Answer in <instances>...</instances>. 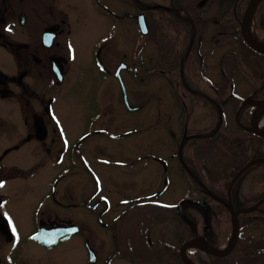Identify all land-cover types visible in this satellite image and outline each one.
Here are the masks:
<instances>
[{
  "label": "flooded vegetation",
  "instance_id": "flooded-vegetation-1",
  "mask_svg": "<svg viewBox=\"0 0 264 264\" xmlns=\"http://www.w3.org/2000/svg\"><path fill=\"white\" fill-rule=\"evenodd\" d=\"M146 1L149 2L148 5L143 0H0V184L3 185L0 187V264H28V241L47 252L71 244V264H113L117 258L126 257L134 264H158L159 260L161 264H180V260L181 264H186L182 247L190 240L201 238L214 249L220 250L213 244L214 239L208 236L210 229L207 227V224L218 223L219 217L214 215L205 196L218 199L227 208L232 203L234 209L239 210L236 203L237 192L247 191V199L250 198V193H264V137L246 129L252 126L257 103L263 100L264 96L257 95L259 91L255 90L250 96L240 98L232 117L237 127L235 129L229 125V117L224 111L231 96L222 100L219 89H215L218 93L214 94V90L204 89L197 83L202 79L214 78H209L208 61L217 56L215 52L221 45V37L228 40L235 37V23L240 24L244 53L236 54L232 50L234 43L231 45L229 41L227 46L231 48L219 60H229L237 66V59L252 60L258 55H264L244 40L242 19L250 0L246 6V0L242 2L240 12L238 3L241 0H234L233 6L226 2L232 0H212L216 5L210 4V10L207 7L208 1L211 0ZM215 8L224 10L220 19H206V15ZM141 14L145 15L147 34L140 30ZM255 14L259 15L262 27V36L256 40L264 44V0L258 5ZM220 21H232L234 26L229 30L225 27L221 29ZM125 22L128 23L126 33L123 28ZM188 24L192 27H188ZM82 25L85 30L79 34L77 27ZM9 27L11 31L8 30ZM140 33L148 40L149 47H152L146 65L140 63V49L144 44L139 43ZM174 39L177 40L176 49L174 46L168 50L164 48ZM114 42L115 46L112 47ZM208 42L211 47L207 46ZM129 44L132 47L131 53L122 52L121 46ZM72 45L81 47L82 51L86 49L88 56L85 57L87 61L75 64L77 78L84 68L90 70L87 80L89 87L90 82L98 77L93 83L96 86L95 105L93 109L85 111V124L88 128L77 138L71 136V108L67 110L68 106L63 105V110L59 109V101L63 97L62 93L60 95V88L71 75ZM247 47L258 55L250 53ZM171 53L174 55L171 56ZM53 60L60 61L64 75L61 84L56 81ZM89 62L94 69L87 68ZM183 64L184 78L181 72ZM119 67L122 68V81L117 75ZM228 76L232 78L231 74ZM156 77L164 79L170 87L175 84V93L182 90L178 106L179 115L175 120L181 137L174 154H171V142L165 141L164 147L158 143L162 138L167 139L166 134L170 135L168 140L175 137V130L166 116L168 111L164 107H161L164 108L163 111L159 110V118L156 117V111L151 109L152 115L146 122L149 135L137 136L140 113L145 104L139 103L138 96H134L130 90L129 82L131 84L134 81L149 80V90L154 92L152 83ZM107 79L112 80L116 86L112 96H103L99 90L101 82ZM187 91L193 95L192 103H188L190 97ZM244 103L238 120L237 113ZM200 109H205L204 113L201 112V117L196 114ZM220 110L223 113L221 125ZM117 113L121 117L125 114L128 116H125L126 118H133L131 130L124 132L123 136L116 135L119 140L130 138L132 141L129 148L130 162L122 164L134 178L141 174L146 175L148 184L144 188H141L143 184L132 189L129 196L121 195L122 198L117 202L119 211L111 217L109 215L114 200L107 196L104 190L99 168L104 165L103 154L100 152L101 147L95 149V153L92 144L98 135L103 134L102 129L115 126V121L109 116ZM163 116L166 118L164 123L161 122ZM196 123H199V126ZM221 128L222 135H219ZM134 135L136 137H133ZM194 135L198 137H191L183 150L187 169L180 160L179 146L185 136ZM219 141L236 146L239 152L236 159L227 161L232 163L223 164L221 168L218 167L216 173L213 172V175L217 174L219 178L215 189H222L221 193L227 194L226 197L223 194L222 198L217 196L219 192L195 177L199 166L212 172L208 170L206 162L199 158L202 154L201 147L207 145L206 148L210 147L207 152L218 155L216 148ZM191 144L195 147L190 148L189 156L188 147ZM172 160L177 162L176 169L180 174L186 176V181H183V193L186 194L176 197V202L170 204L167 200H162L161 196L169 195L170 192ZM78 167L86 173L89 185L80 187L61 184L65 177L70 179L71 171L79 169ZM226 172L231 175L227 187L222 184V177L219 176V173L226 175ZM28 177L38 179L37 183L26 185L27 193L31 195L25 200L29 214L21 221L32 220L35 230L25 233L16 227L17 222L7 206L13 197H18L23 192L19 190V185H12L11 182H24L23 178ZM49 177L51 178L48 179ZM192 177L195 178L194 181ZM135 182H132V185ZM179 187H182L181 180ZM75 189L81 194L78 201L71 196ZM188 189L198 192L200 198H188ZM188 199H195L199 205L206 204L210 208L211 221L201 223V233L195 231L199 221L189 213L188 206L193 203L185 201ZM16 201L20 205L24 198L18 197ZM182 202L181 210L191 220L193 227L179 213ZM263 203L264 197L257 204ZM55 207L58 212H55ZM76 210L86 215L84 223L80 221L81 217L76 218ZM263 212L264 210H261V213ZM154 214L160 216L158 220L161 223L174 217L185 225L183 230L177 226L179 232L176 231L174 235L176 242L173 238H168L162 230L154 237ZM256 218L264 220L262 215ZM241 220L239 215L240 224ZM72 225L79 226V232L52 249L32 238L40 227ZM95 226L107 232L95 236L92 233ZM134 226L138 227L136 233L133 232ZM186 228L191 231L190 237L183 236ZM252 241L249 239L248 243H245V264H264V234L259 239L258 246ZM196 244L185 249V256L192 264H212L201 261L204 254H211L205 251L202 244ZM91 253L94 261H91ZM172 254L174 258L171 257ZM56 259L66 261L65 256Z\"/></svg>",
  "mask_w": 264,
  "mask_h": 264
},
{
  "label": "rangeland",
  "instance_id": "rangeland-1",
  "mask_svg": "<svg viewBox=\"0 0 264 264\" xmlns=\"http://www.w3.org/2000/svg\"><path fill=\"white\" fill-rule=\"evenodd\" d=\"M244 0H241L238 5V12H240V5L242 4ZM145 4L148 5V1L143 0ZM247 3V2H246ZM216 5V2L208 1V9L209 5ZM246 6V4H245ZM214 8V6L212 7ZM245 8V7H244ZM244 11V10H243ZM224 10L221 9H212L210 11L209 15H206V19H209L211 21H214L216 18L221 17L223 14ZM210 16V17H209ZM252 20L256 26L257 32H256V38L259 39L262 36V27L260 24V18L258 14H255L252 16ZM232 26H234L232 21H227L223 22L220 21V28L222 29L225 27L226 30L232 29ZM79 28V34L82 33V30H85V28L82 26H78ZM124 33H126L128 29V23H124ZM234 31H235V37H231L230 40L227 38H220V47L217 49L215 52L217 56L213 57V60H209V69H208V75L209 78H214L209 79V80H204L202 79L201 81H197L198 85L204 89L208 90H214V94H217L218 92H215L216 90H220L221 94L220 97L222 100H225L226 97L231 96V99L227 101L226 106L224 111L227 113V116L229 117V125L232 128L237 129L235 126V123L232 120V117L234 115V112L236 108L238 107L240 98H245L250 96L251 93H253L255 90H259V93L257 95L264 96V81L261 80V75L264 73V69L262 67V64L260 65L258 60L254 57L252 60H242L239 61L237 59V66H235L231 61L228 62L224 60H219L222 55L227 54V50L230 49L231 47L227 46V43L230 41L231 45L234 43V52L239 53L242 52L244 53V49L242 47L241 41V34H240V24L235 23L234 26ZM232 31V32H234ZM231 32V33H232ZM139 43L141 46L140 49V63H144L145 65L147 64L146 60L150 55L152 51V47H149L148 40L140 33L139 34ZM177 40L171 41L169 44H166L164 48L167 50L171 48V46H174V48H177V45L175 44ZM112 44V43H111ZM110 44V45H111ZM115 46L112 44V47ZM208 47H211L210 43H207ZM122 52L128 53L130 52V48L132 50L131 44L129 46L123 45L121 46ZM233 48V47H232ZM209 49V48H208ZM161 51V49L159 50ZM170 52V51H169ZM131 53V52H130ZM87 50L86 49H81V47H74L72 45V50H71V56H73V59L71 60V75L68 76V79L65 83V85L60 88V95L61 93L63 94V97L60 98L59 101V109L63 110V105H67L69 110L71 108V136L72 137H79L82 135L86 130H87V125L85 124V120H87V112L85 111L90 109H93L95 105V88L96 86L93 84L98 80V77L93 79V82H90V87L88 84V76H89V69H82L81 74L78 75L77 78V71L75 64L79 62H85L87 61L85 57H88L87 55ZM171 56L174 55V53L170 54ZM84 59V60H81ZM233 59V58H232ZM94 69L93 65L91 62L87 64V68ZM246 69V71H245ZM224 71V72H223ZM229 74L232 75V78L228 76ZM79 79V81H78ZM78 81V82H77ZM77 82V84H76ZM196 82V81H195ZM213 84V86H212ZM149 80L145 81H134V82H129L130 90L134 94V96H138L139 103L140 104H145L144 110L140 113V125L138 127L139 133L138 137H144L148 136V129L146 128L148 125L146 124L148 118L151 117L152 115V110L154 112L156 111V117L159 118V110H162L165 108L167 109V117H169L170 122L172 123V127L175 130V137L173 139L168 140V137H170L169 134H166L165 137L167 139L164 140L162 138L159 140L158 143L162 147H164V142H171V154L176 153L180 141L181 134L179 133V130L177 129V123H175L176 117L179 115V99L182 90H177V93H175V86H169L164 79L160 77H156L154 79V82L152 85L154 86L155 90L154 92L149 90ZM175 85V84H174ZM116 86L114 85V82L110 79H107L105 81L101 82V86L99 88L101 95H107V96H112L113 93L115 92ZM107 91V93H105ZM177 94V96H175ZM178 98V99H177ZM184 98V97H182ZM188 99V98H187ZM155 100L153 103L152 101ZM154 104V106H153ZM161 107H164L161 109ZM66 110V111H67ZM205 112V109H200L198 111V116L201 117L202 113ZM164 115V113H163ZM124 114L123 117L120 116V114H115L112 116H109L110 119L113 122V127L110 128H104L102 129L103 134L98 135L96 137V141H93L92 147L94 149V152L97 153L95 149H98L101 147L100 152L103 154V160H104V165H101L99 168L101 170V175H102V180L104 184V190L114 202L112 203V210L111 214L109 216L113 217L117 214L119 211V207L117 206V202L122 198L121 195L123 196H129L132 193V189H135L138 187L141 188L147 187V176L141 174L138 177H132L128 171V168L124 166L122 163L123 162H130L131 157V151L129 148L132 146L130 143L132 142L131 139H124V140H119L116 135H121L123 136V133L131 130L132 128V123H133V118L126 116ZM197 116V117H198ZM166 120L165 116L161 117V122L164 123ZM197 126H199V123H196ZM95 126V125H94ZM261 127H264V121L259 125ZM134 135L133 137H136ZM143 147V145H140ZM192 147H195V145L191 144L188 147V153L190 156L191 149ZM207 147V145H206ZM201 147V155L200 159L206 162L208 166V170L216 173V170H218V167L224 164H230L232 162H227V161H233L239 156V152L237 150L236 146L229 145L227 143H222V141L218 142L216 150H218V155L214 153H209L207 151L210 150L209 148ZM128 149V150H127ZM99 152V153H100ZM172 158V157H171ZM219 163V165H218ZM177 162L175 160H172L171 166V186H170V192L168 194H163L161 196L162 200H167L170 202V204L176 202V197L183 196L185 193H183L185 187H184V182L186 181V176L184 174H180V172L176 169ZM79 169H74L73 172L71 171V178L69 179L68 177H65L64 180L61 182V184L64 185H69L71 186H80L83 187L84 185H89V182L87 180V175L85 172L82 171L80 167ZM217 176V174H215ZM219 176L222 177V181L225 180L226 175H222L219 173ZM49 177L48 179H50ZM157 176L155 177V179ZM38 178H23L24 182L16 180L12 181V185H19V190L23 191L20 193V196L24 198V202L20 203L16 201L18 197H13L11 201L8 203L7 208L11 210L12 217L14 221L17 222L16 227L19 228L21 232H31L35 230V224L33 223L32 220H23L21 221L25 216H28L29 212L26 209V203L25 200L31 197L27 192L26 185L27 184H34L37 183ZM180 180L182 181V187H179ZM48 181V180H47ZM134 185H132L134 182ZM189 181V180H188ZM47 182H45L46 184ZM190 183V181H189ZM156 185L158 184V181L155 183ZM121 185V186H120ZM124 186V188H122ZM190 188V187H189ZM82 189V188H81ZM131 190V191H130ZM189 190V189H188ZM247 191H242L240 190L239 192L236 193V203L239 209H243L244 206L247 205V198L249 197V193H246ZM136 193V192H135ZM189 194V191H188ZM80 193L77 189H75V193H71V196H74L75 199L78 201L80 200ZM171 195V196H170ZM251 195V193H250ZM196 197L200 198V194L198 192H194L193 194H189V197ZM160 199V196H159ZM126 207V206H125ZM124 207V208H125ZM210 207V206H209ZM206 204L199 205L198 203H194L188 206V211L189 213L193 214L195 217H197L199 224L196 225L195 231L196 233H201L203 225V221H207L208 223L211 221L210 220V208ZM55 212H58V208H54ZM225 214V212H224ZM81 217L80 221L84 223V218H86V215L83 214L82 211L76 210V218ZM155 217V226L152 234H154V237H157L159 235V230H162L164 234H167L168 238H173L174 242H176V239H174L175 232H179L178 228L181 230L184 229L185 225L176 221L174 217L171 219H168L165 223L159 222L158 218L160 217L159 215L154 214ZM255 223L252 224H247L243 229L241 230V237L244 239L245 243L247 244L249 239L253 240L252 242L254 243L255 246H258L260 244L259 239L262 237L264 234V220L259 219L254 217L253 218ZM220 220V222H219ZM163 221V220H162ZM178 224V225H177ZM218 224H219V232L216 231L214 228V225L207 224V227L210 229V233L208 236L210 238L214 239L213 244L218 247V249H224L227 247L232 239V225L228 221V218L225 216H219L218 219ZM84 225V224H83ZM126 227L127 224H125ZM178 226V228H177ZM38 227V226H36ZM170 227V228H168ZM138 227L134 226L133 232H137ZM107 231L95 226V229L92 230V233L96 235L105 233ZM130 233V231L128 230ZM191 231L189 228H186L185 231H183V236L184 237H190ZM217 236V238H215ZM219 241V245L217 243ZM61 248V249H59ZM56 249V251L53 252H47L46 250L40 249L36 244L28 241L27 242V252L29 254L28 256V264H71V244L61 246ZM243 248V244L242 247ZM60 252V254H58ZM241 251L239 254H237L234 259L236 260L235 264H245L246 262L242 260V255ZM31 255V256H30ZM61 255V256H60ZM189 256V252L187 253ZM241 255V257H239ZM62 256L66 257V261L62 262L57 261L56 258H61ZM249 257H247V260ZM159 260V259H158ZM240 260V261H238ZM161 264V260H159ZM248 263V261H247ZM113 264H134L133 262H129L126 258H117Z\"/></svg>",
  "mask_w": 264,
  "mask_h": 264
},
{
  "label": "water",
  "instance_id": "water-1",
  "mask_svg": "<svg viewBox=\"0 0 264 264\" xmlns=\"http://www.w3.org/2000/svg\"><path fill=\"white\" fill-rule=\"evenodd\" d=\"M263 0H250L244 15H243V19H242V32H243V36H244V40L246 41V43L252 47L254 50L264 54V45L261 43H258L257 41H255L248 33V25H249V21L253 15V13L255 12L257 6L262 2ZM139 24H140V29L143 32V34H147L148 33V27H147V22L145 19V15L141 14L139 16ZM59 60H53V68H54V72L56 74V81L57 83L61 84L63 81V70L61 67V64L59 63ZM122 67V66H121ZM121 67H119V69L117 70V75L120 78V80L122 81V78L120 76V71H121ZM183 71H184V64L182 65V76L184 78L183 75ZM184 80V79H183ZM123 88H124V92H126L125 90V86L123 83ZM245 106V103L242 104V106L240 107L238 113H237V119L238 115L240 114V112L242 111L243 107ZM264 110V100L260 101L259 104L257 105L255 112L253 114V118H252V126L246 128L248 131H251L259 136L264 137V128H260L257 123H256V118L257 116L261 113V111ZM222 110H220V125L222 123ZM220 127V126H219ZM191 137L196 138L198 137V135H194V136H190L187 137L185 136L179 146V157L180 160L183 162L184 167L188 169L184 159H183V150H184V146L186 144V142L191 139ZM190 173V171H189ZM186 202L189 203H198V201L196 200H192V199H188L185 200ZM183 202L180 204L179 206V213L180 215L184 218V220L191 226L193 227V223L191 222V220L182 212L181 210V206H182ZM256 206L253 207H249V208H245V209H239L236 210L234 209L232 203H230L228 205V208L230 210L231 213V218H232V226H233V236L231 239L230 244L222 251H218L216 249H214L213 247H211V245L209 243H207L205 240L201 239V238H195L193 240H190L188 242H186L183 247H182V255H183V259L185 261L186 264H192L189 259L185 256V249L192 247L194 245H197L196 243H200L204 246V249L206 252H208L209 254L213 255V256H217V257H226L229 254H231L233 252V250L235 249L238 240H239V236H240V225H239V221H238V217L241 213H245V212H249L255 209ZM80 228L77 225H72V226H55V227H51V228H46V227H40L38 229V231L33 235V240L38 241L39 243H41L42 245H44L46 248L48 249H52L54 247H56L59 243L61 242H65L68 241L71 238V235L79 232ZM91 261L92 260V256L93 253H91Z\"/></svg>",
  "mask_w": 264,
  "mask_h": 264
},
{
  "label": "trees",
  "instance_id": "trees-1",
  "mask_svg": "<svg viewBox=\"0 0 264 264\" xmlns=\"http://www.w3.org/2000/svg\"><path fill=\"white\" fill-rule=\"evenodd\" d=\"M219 1L223 2L224 0L223 1L219 0ZM226 2H230V6H233V4H234V0L226 1ZM246 2H248V0H246ZM246 2H245V4H247ZM188 27H192V25L188 24ZM247 48L249 49L250 53L257 54L256 52H254V50L250 49L249 47H247ZM185 50H186V47L184 48V52H185ZM261 58L264 59V55H261V56L258 55V57L256 59L258 60L260 65L262 64V67L264 69V60H262ZM240 61H242V60H240ZM189 62H190V60H188L187 63H189ZM245 71H246V69H245ZM260 78H261L262 81H264V73L261 75ZM178 79H179V77H178ZM257 91H259V90H257ZM187 94L190 97L188 103H192L193 102V98H192L193 95L190 92H188V91H187ZM191 105H193V104H191ZM222 130H223V128H221L220 132L218 133L219 135H222ZM191 162H192V160H191ZM198 169H199L198 172H195V177L200 179V181H202L208 187L212 188L214 191L219 192V193H217V196L222 198V195L224 194V196L226 197L227 194L221 193L222 189L221 190H219L217 188L215 189V187L217 185L216 182H219V178L217 176L213 175L214 174L213 172H208V171L204 170L200 166H199ZM226 173H227L226 174L227 176H225V180L222 182V184H224L227 187L229 185L230 181H231V175H228L229 172H226ZM192 180L194 181L195 178L192 177ZM193 193L194 192L189 189V194H193ZM263 197H264V193H255V194H251L250 198L247 199V205L244 206L243 208L253 207L255 205H256V208L254 210H252V211L241 213V218H242L241 224H240L241 230L247 224L255 223L256 220L253 219L254 217H256L258 215L264 216V212L261 213V210H264V203L260 204V205L257 204ZM205 199H207L210 202V207L213 209L214 215H217L219 217L220 215L221 216H225V214H226V217L228 218V221L232 225V218H231L230 210H229V208H227L224 205V203H222L218 199H216L214 197H210V196H208V197L205 196ZM224 212H225V214H224ZM214 228L216 229V231L219 232L220 227H219L218 223L214 224ZM217 243H218V245L220 244L219 241H217ZM242 244H243V248H241ZM240 251L243 253V255L241 253L242 260H245L244 259V258H246V257H244V254H245V241H244V239L241 236L239 238V241H238V244L236 246V249L231 254H229L228 256H226V257H216V256L204 254L201 257V261H203V262L206 261L204 263H208L209 262V263H212V264H235L236 260L234 259V257L237 254H239ZM241 255L239 257H241ZM171 257L174 258V254H172ZM177 258H178V260H180V257H179L178 254H177ZM238 261H240V260H238ZM180 264H181V260H180Z\"/></svg>",
  "mask_w": 264,
  "mask_h": 264
},
{
  "label": "bare ground",
  "instance_id": "bare-ground-1",
  "mask_svg": "<svg viewBox=\"0 0 264 264\" xmlns=\"http://www.w3.org/2000/svg\"><path fill=\"white\" fill-rule=\"evenodd\" d=\"M248 30H249V35L253 38V39H256V32H257V29H256V26L253 22V20L251 19L250 22H249V27H248ZM264 121V110L261 112V114L259 115V118H258V124L261 125V123Z\"/></svg>",
  "mask_w": 264,
  "mask_h": 264
},
{
  "label": "snow or ice",
  "instance_id": "snow-or-ice-1",
  "mask_svg": "<svg viewBox=\"0 0 264 264\" xmlns=\"http://www.w3.org/2000/svg\"><path fill=\"white\" fill-rule=\"evenodd\" d=\"M9 31H11V27L8 28ZM3 185L0 184V187H2ZM13 231H15V229L13 228Z\"/></svg>",
  "mask_w": 264,
  "mask_h": 264
}]
</instances>
